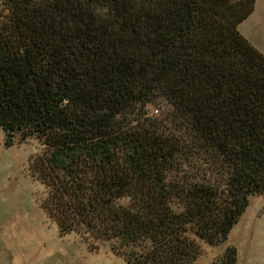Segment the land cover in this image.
I'll return each mask as SVG.
<instances>
[{"label": "trees", "instance_id": "trees-1", "mask_svg": "<svg viewBox=\"0 0 264 264\" xmlns=\"http://www.w3.org/2000/svg\"><path fill=\"white\" fill-rule=\"evenodd\" d=\"M255 1H0V128L39 142L60 233L192 264L264 195V54L237 28Z\"/></svg>", "mask_w": 264, "mask_h": 264}, {"label": "rangeland", "instance_id": "rangeland-1", "mask_svg": "<svg viewBox=\"0 0 264 264\" xmlns=\"http://www.w3.org/2000/svg\"><path fill=\"white\" fill-rule=\"evenodd\" d=\"M256 1V9L237 28L264 54V0ZM164 108L150 106L148 112L159 115ZM15 138L6 144L0 128V264H125L107 244L89 248L78 234L58 231L39 205L44 186L29 171V159L40 144ZM200 246L192 264H211L230 246L236 250L234 264H264V195L249 198L224 242Z\"/></svg>", "mask_w": 264, "mask_h": 264}, {"label": "crops", "instance_id": "crops-1", "mask_svg": "<svg viewBox=\"0 0 264 264\" xmlns=\"http://www.w3.org/2000/svg\"><path fill=\"white\" fill-rule=\"evenodd\" d=\"M257 2V1H256ZM256 7H257V4H256V6L254 7V9L253 10H255L256 9ZM255 47V46H254Z\"/></svg>", "mask_w": 264, "mask_h": 264}]
</instances>
